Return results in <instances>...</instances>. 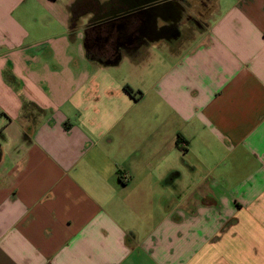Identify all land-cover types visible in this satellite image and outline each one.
Returning <instances> with one entry per match:
<instances>
[{
  "label": "crops",
  "instance_id": "crops-1",
  "mask_svg": "<svg viewBox=\"0 0 264 264\" xmlns=\"http://www.w3.org/2000/svg\"><path fill=\"white\" fill-rule=\"evenodd\" d=\"M141 3L0 0V264H264V0Z\"/></svg>",
  "mask_w": 264,
  "mask_h": 264
},
{
  "label": "flooded vegetation",
  "instance_id": "flooded-vegetation-1",
  "mask_svg": "<svg viewBox=\"0 0 264 264\" xmlns=\"http://www.w3.org/2000/svg\"><path fill=\"white\" fill-rule=\"evenodd\" d=\"M139 1H140V2H145V3H141L140 6H142V7H143V6L148 7L149 4L151 3V1H150V3L148 4V1H147V0H145V1H144V0H138V2H139ZM128 6H129V5H128ZM151 8H152V7H151Z\"/></svg>",
  "mask_w": 264,
  "mask_h": 264
},
{
  "label": "trees",
  "instance_id": "trees-1",
  "mask_svg": "<svg viewBox=\"0 0 264 264\" xmlns=\"http://www.w3.org/2000/svg\"><path fill=\"white\" fill-rule=\"evenodd\" d=\"M125 90L127 93L132 94V90L128 86H125Z\"/></svg>",
  "mask_w": 264,
  "mask_h": 264
},
{
  "label": "rangeland",
  "instance_id": "rangeland-1",
  "mask_svg": "<svg viewBox=\"0 0 264 264\" xmlns=\"http://www.w3.org/2000/svg\"><path fill=\"white\" fill-rule=\"evenodd\" d=\"M160 55L153 53V58H159Z\"/></svg>",
  "mask_w": 264,
  "mask_h": 264
},
{
  "label": "water",
  "instance_id": "water-1",
  "mask_svg": "<svg viewBox=\"0 0 264 264\" xmlns=\"http://www.w3.org/2000/svg\"><path fill=\"white\" fill-rule=\"evenodd\" d=\"M152 1L155 2V1H158V0H152ZM152 1H151V2H152Z\"/></svg>",
  "mask_w": 264,
  "mask_h": 264
}]
</instances>
